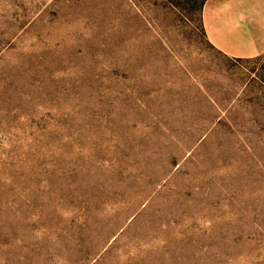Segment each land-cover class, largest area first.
<instances>
[{"label":"rangeland","instance_id":"rangeland-1","mask_svg":"<svg viewBox=\"0 0 264 264\" xmlns=\"http://www.w3.org/2000/svg\"><path fill=\"white\" fill-rule=\"evenodd\" d=\"M202 0H0V264H264V60Z\"/></svg>","mask_w":264,"mask_h":264},{"label":"crops","instance_id":"crops-1","mask_svg":"<svg viewBox=\"0 0 264 264\" xmlns=\"http://www.w3.org/2000/svg\"><path fill=\"white\" fill-rule=\"evenodd\" d=\"M199 21L207 42L221 54L264 60V0H202Z\"/></svg>","mask_w":264,"mask_h":264}]
</instances>
